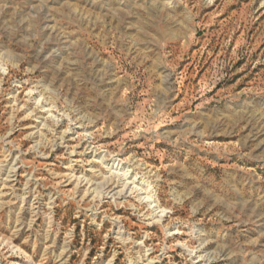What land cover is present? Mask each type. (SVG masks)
I'll return each mask as SVG.
<instances>
[{
  "label": "rangeland",
  "instance_id": "1",
  "mask_svg": "<svg viewBox=\"0 0 264 264\" xmlns=\"http://www.w3.org/2000/svg\"><path fill=\"white\" fill-rule=\"evenodd\" d=\"M0 264H264V0H0Z\"/></svg>",
  "mask_w": 264,
  "mask_h": 264
},
{
  "label": "bare ground",
  "instance_id": "2",
  "mask_svg": "<svg viewBox=\"0 0 264 264\" xmlns=\"http://www.w3.org/2000/svg\"><path fill=\"white\" fill-rule=\"evenodd\" d=\"M161 217H162V215H161Z\"/></svg>",
  "mask_w": 264,
  "mask_h": 264
}]
</instances>
